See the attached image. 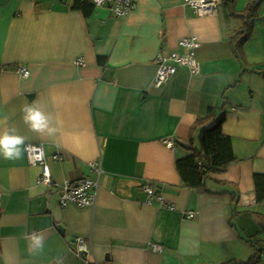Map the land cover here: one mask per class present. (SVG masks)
Here are the masks:
<instances>
[{"label":"crops","instance_id":"obj_1","mask_svg":"<svg viewBox=\"0 0 264 264\" xmlns=\"http://www.w3.org/2000/svg\"><path fill=\"white\" fill-rule=\"evenodd\" d=\"M184 1L138 0L116 18L107 7L86 16L71 0H0V134L24 137L19 160L0 152V264H238L257 252L255 264H264V202L254 180L264 174V0L243 63L231 44L243 20L223 0L206 16ZM233 1L243 12L255 0ZM191 36L201 43L199 73L179 68L156 88L158 54L183 53L179 43ZM26 106L56 132L33 131ZM212 108L225 115L236 161L191 189L176 162L192 153L191 140L199 147L212 122H196ZM26 143L42 144L58 183L93 176L90 164L100 161L95 204L61 206L58 192L38 184L41 167L29 163ZM148 182L175 209L151 198ZM76 237L91 254L74 251Z\"/></svg>","mask_w":264,"mask_h":264},{"label":"built area","instance_id":"obj_2","mask_svg":"<svg viewBox=\"0 0 264 264\" xmlns=\"http://www.w3.org/2000/svg\"><path fill=\"white\" fill-rule=\"evenodd\" d=\"M138 0H91L94 7H107L116 18H125L136 8ZM185 5L194 9L199 16L212 15L217 13L220 0H185ZM180 47L184 50L181 52L164 53L160 52L156 58L158 70L154 80V86L160 88L167 84L170 79L177 73L179 68L189 69L191 74H198L200 71L199 63L196 58V51L201 47V43L196 37H185L180 41ZM78 65L83 64V59L79 58L76 62ZM18 73L23 77H28L30 71L22 66L17 68ZM235 110V109H233ZM164 145L168 149H175L174 141L167 137L163 139ZM26 155L31 165L41 167V175L38 178V184L45 186L51 195L58 192L60 196V205L65 206L67 203H75L79 207H90L95 204L96 191L99 186V178L103 172L100 161L90 164L93 176L81 179L78 183L72 184L70 180L63 183L56 182L51 173V168L44 152L42 144L26 143ZM57 160L62 157L56 155ZM142 189L151 197L156 198L164 208L173 210L175 205L168 203L164 197L156 191L154 184L148 182L142 186ZM1 203V194H0ZM196 216V212H188L186 217L191 219ZM74 251L79 255L88 256L91 254L90 243L83 237H76L71 242ZM154 251H161L162 246L152 244Z\"/></svg>","mask_w":264,"mask_h":264},{"label":"trees","instance_id":"obj_3","mask_svg":"<svg viewBox=\"0 0 264 264\" xmlns=\"http://www.w3.org/2000/svg\"><path fill=\"white\" fill-rule=\"evenodd\" d=\"M71 1L72 7L81 10L86 16H89L94 9L91 0ZM261 2L262 0H255L253 3H250L243 12H237L233 0H223L229 15L241 18L244 22V29L231 40L232 50L236 58L242 63L246 60L244 44L252 37L255 17ZM105 60L106 57H99V62L101 64L105 63ZM224 120L225 115L217 117L215 109L212 108L206 117L200 118L196 122L195 127L202 126L210 121L212 124L201 130L199 147H195L191 140V144L188 148L192 153L176 162L177 171L186 187L196 190L204 189L205 181L208 179L211 170L225 168L236 161L231 138L224 135L222 131ZM254 180L257 201L262 203L264 202V174H255ZM257 253L247 262H241L238 264L257 263L260 260L259 253Z\"/></svg>","mask_w":264,"mask_h":264},{"label":"clouds","instance_id":"obj_4","mask_svg":"<svg viewBox=\"0 0 264 264\" xmlns=\"http://www.w3.org/2000/svg\"><path fill=\"white\" fill-rule=\"evenodd\" d=\"M24 122L29 127L39 133L47 131L49 135L56 132V129L48 127V120L45 119L42 112L32 106H26L23 109ZM50 120V118H49ZM14 132V130H12ZM24 145V137L19 135H9L8 131L0 134V152L6 160H19L22 157L21 146ZM36 244L39 245V238H35Z\"/></svg>","mask_w":264,"mask_h":264}]
</instances>
